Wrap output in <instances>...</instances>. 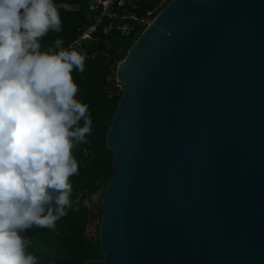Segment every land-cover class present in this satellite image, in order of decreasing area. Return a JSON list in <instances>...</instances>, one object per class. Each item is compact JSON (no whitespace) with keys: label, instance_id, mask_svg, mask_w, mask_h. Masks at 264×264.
<instances>
[{"label":"water","instance_id":"water-1","mask_svg":"<svg viewBox=\"0 0 264 264\" xmlns=\"http://www.w3.org/2000/svg\"><path fill=\"white\" fill-rule=\"evenodd\" d=\"M116 78L104 264H264V0H171Z\"/></svg>","mask_w":264,"mask_h":264},{"label":"clouds","instance_id":"clouds-1","mask_svg":"<svg viewBox=\"0 0 264 264\" xmlns=\"http://www.w3.org/2000/svg\"><path fill=\"white\" fill-rule=\"evenodd\" d=\"M61 30L54 0H0V264H37L27 231L55 229L73 204L91 119L72 75L85 55L60 38L41 50Z\"/></svg>","mask_w":264,"mask_h":264},{"label":"trees","instance_id":"trees-1","mask_svg":"<svg viewBox=\"0 0 264 264\" xmlns=\"http://www.w3.org/2000/svg\"><path fill=\"white\" fill-rule=\"evenodd\" d=\"M54 3L62 30L49 31L41 41L42 51L56 38L62 39L63 47L69 49L80 29L90 24L94 16L92 0H54ZM68 4L77 5L79 10L66 8ZM145 4V7L150 5L147 1ZM137 38L99 33L84 44L83 50L96 52V56L85 55L84 71L74 69L72 75L79 89L76 98L88 105L91 131L86 136L87 142L77 144L72 150L79 168L71 177L73 204L66 209L67 215L56 221L55 229L33 227L26 233L31 240L27 251L38 258L37 264H104L99 240L100 203L113 174V152L106 146V134L122 94L116 79L117 65L126 58ZM75 50L84 54L83 50ZM83 124L81 120L80 126ZM94 195H98L96 210L88 205ZM97 217L96 235L89 236L88 229Z\"/></svg>","mask_w":264,"mask_h":264},{"label":"built area","instance_id":"built-area-1","mask_svg":"<svg viewBox=\"0 0 264 264\" xmlns=\"http://www.w3.org/2000/svg\"><path fill=\"white\" fill-rule=\"evenodd\" d=\"M138 1L93 0V19L90 24L80 29L79 35L72 41L70 46L78 50H83L87 40L91 36L98 35L99 33H103V35L116 33L121 37L135 38L152 23L157 16V12H160L171 0H152L154 7L147 13H138L131 9V7H139ZM84 50L83 53L87 57L91 56L94 58L96 56V52L87 53ZM117 82L119 90H122V84L118 80Z\"/></svg>","mask_w":264,"mask_h":264},{"label":"rangeland","instance_id":"rangeland-1","mask_svg":"<svg viewBox=\"0 0 264 264\" xmlns=\"http://www.w3.org/2000/svg\"><path fill=\"white\" fill-rule=\"evenodd\" d=\"M66 8L68 9H72V10H79V7L75 4H68L65 5ZM138 37V36H137ZM135 37V38H137ZM124 61V60H123ZM117 70V69H116ZM97 199H98V195H94V197H92L89 201H88V205L90 207L95 208V210L97 209ZM98 213V212H97ZM97 221H98V217L95 219L94 223L89 227L88 229V235L89 236H94L96 235V227H97Z\"/></svg>","mask_w":264,"mask_h":264},{"label":"crops","instance_id":"crops-1","mask_svg":"<svg viewBox=\"0 0 264 264\" xmlns=\"http://www.w3.org/2000/svg\"><path fill=\"white\" fill-rule=\"evenodd\" d=\"M146 1H147L148 5L150 4L148 7H145V5H146L145 2ZM138 4H139V7H135V8L134 7H131V9L137 11L138 13H147L150 9H152L154 7L152 0H139L138 1ZM92 19H91V21H92Z\"/></svg>","mask_w":264,"mask_h":264},{"label":"bare ground","instance_id":"bare-ground-1","mask_svg":"<svg viewBox=\"0 0 264 264\" xmlns=\"http://www.w3.org/2000/svg\"><path fill=\"white\" fill-rule=\"evenodd\" d=\"M122 64H123V62H122ZM124 65V64H123Z\"/></svg>","mask_w":264,"mask_h":264}]
</instances>
